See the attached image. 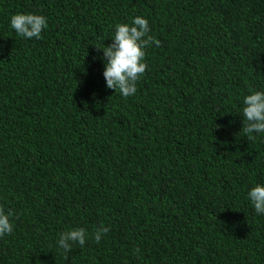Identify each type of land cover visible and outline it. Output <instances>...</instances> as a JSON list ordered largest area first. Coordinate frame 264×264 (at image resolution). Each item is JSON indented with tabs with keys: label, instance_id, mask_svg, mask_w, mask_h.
I'll use <instances>...</instances> for the list:
<instances>
[{
	"label": "trees",
	"instance_id": "trees-1",
	"mask_svg": "<svg viewBox=\"0 0 264 264\" xmlns=\"http://www.w3.org/2000/svg\"><path fill=\"white\" fill-rule=\"evenodd\" d=\"M44 15L41 38L10 25ZM160 41L127 98L106 87L118 23ZM264 0H0V264H264ZM109 231L99 243L92 233ZM88 238L65 259L61 232ZM139 250L138 252L136 250Z\"/></svg>",
	"mask_w": 264,
	"mask_h": 264
},
{
	"label": "clouds",
	"instance_id": "clouds-1",
	"mask_svg": "<svg viewBox=\"0 0 264 264\" xmlns=\"http://www.w3.org/2000/svg\"><path fill=\"white\" fill-rule=\"evenodd\" d=\"M10 25L20 37L39 39L42 30L47 27V22L45 16L41 14L16 13L10 17ZM149 33L148 20L136 16L131 24L115 25L110 44L104 47L95 46L103 52V76L106 87L113 89L114 92L118 90L125 98L136 93L137 81L145 73L147 68V64L144 63L145 49L153 44L157 47L160 45V41ZM243 104L242 131L248 139H255L253 133H264V91H252L244 97ZM247 195L256 213L264 214V185L256 184ZM12 215L11 210L6 213L0 207V237L13 232V224L10 220ZM108 231V227L101 224L91 234L92 239L99 243ZM88 235L83 227L70 228L60 233L57 244L65 253V259L74 244H79L81 247L85 245Z\"/></svg>",
	"mask_w": 264,
	"mask_h": 264
}]
</instances>
